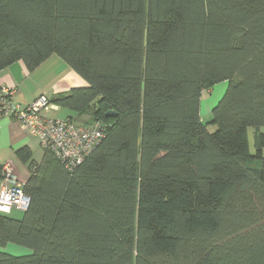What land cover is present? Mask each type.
<instances>
[{
  "label": "trees",
  "instance_id": "16d2710c",
  "mask_svg": "<svg viewBox=\"0 0 264 264\" xmlns=\"http://www.w3.org/2000/svg\"><path fill=\"white\" fill-rule=\"evenodd\" d=\"M53 54L88 85L45 96L105 136L73 171L19 150L0 242L32 252L0 264H264V0H0V71Z\"/></svg>",
  "mask_w": 264,
  "mask_h": 264
},
{
  "label": "built area",
  "instance_id": "2783aa9c",
  "mask_svg": "<svg viewBox=\"0 0 264 264\" xmlns=\"http://www.w3.org/2000/svg\"><path fill=\"white\" fill-rule=\"evenodd\" d=\"M17 92V87L0 92V117L17 120L69 171L82 164L105 136V126L101 121L85 126L70 118L51 117L49 113L59 110V106L45 95L22 107L13 101ZM24 184L11 163H0V212L12 214L14 210L24 212L29 208L31 199Z\"/></svg>",
  "mask_w": 264,
  "mask_h": 264
},
{
  "label": "crops",
  "instance_id": "0c3cea01",
  "mask_svg": "<svg viewBox=\"0 0 264 264\" xmlns=\"http://www.w3.org/2000/svg\"><path fill=\"white\" fill-rule=\"evenodd\" d=\"M220 83H222L223 86L219 87V99L224 95L228 87V81ZM87 85L88 82L83 77L71 69L67 63L55 54L51 55L34 71H30L23 60L16 61L0 71V92L4 91V89L17 87L18 92L13 96V100L22 107L29 106L40 95H47L52 98L59 93L67 92L72 88L85 87ZM214 87L209 90H203V92L205 93L206 91H209L212 93L214 92ZM208 101V99L204 101L202 97L200 111L201 119L205 110L207 109V113H209L217 103V101H215L207 108ZM204 102H206V105ZM49 115L51 117H75L76 114L68 109L60 108L57 111H51ZM261 131L264 132V127L261 128ZM25 147L30 149L33 161L37 163L43 161L45 157V149L40 140L22 128L17 120L11 117L1 116L0 163H11L19 180L24 183L29 177V163L24 162L20 158L18 152ZM31 252V250H27L25 251V254Z\"/></svg>",
  "mask_w": 264,
  "mask_h": 264
},
{
  "label": "rangeland",
  "instance_id": "374dc122",
  "mask_svg": "<svg viewBox=\"0 0 264 264\" xmlns=\"http://www.w3.org/2000/svg\"><path fill=\"white\" fill-rule=\"evenodd\" d=\"M220 86H223V84L222 83L217 84L214 87V89H213L214 92H212V93L209 92V91H206L205 93L203 92V96L202 97H203L204 101L207 100V99L209 100L207 102V108L210 107L213 102L217 101V103H218V101L220 100L219 99L220 98L219 97V93H218ZM204 103L206 105V102H204ZM210 119H212V110H210L209 113H207V109H206L205 112H204V115L202 116V120H203V122H207ZM210 129L211 130H214L215 129V126L211 125ZM249 129H250L249 130V134H248L249 135V142H250L252 151H254V149H255V136H254V131H255L256 128H253L252 127V128H249ZM11 215L12 216H15V217H21L22 216V212L14 210ZM0 247H1L0 248L1 250H4V251L9 252L11 254H16V255H23V254H25V251L30 250V248H28L26 246H23V245L16 244V243H8L7 245L2 246L1 245V242H0Z\"/></svg>",
  "mask_w": 264,
  "mask_h": 264
},
{
  "label": "water",
  "instance_id": "95a60500",
  "mask_svg": "<svg viewBox=\"0 0 264 264\" xmlns=\"http://www.w3.org/2000/svg\"><path fill=\"white\" fill-rule=\"evenodd\" d=\"M108 115H116V113H114L113 111H110V112L108 113Z\"/></svg>",
  "mask_w": 264,
  "mask_h": 264
}]
</instances>
